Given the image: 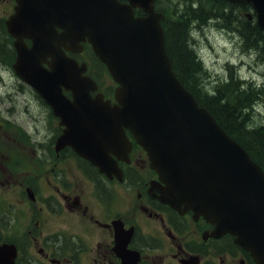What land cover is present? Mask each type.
I'll return each instance as SVG.
<instances>
[{
  "label": "water",
  "instance_id": "95a60500",
  "mask_svg": "<svg viewBox=\"0 0 264 264\" xmlns=\"http://www.w3.org/2000/svg\"><path fill=\"white\" fill-rule=\"evenodd\" d=\"M129 1L147 16L134 17L131 6L117 0H16L7 21L15 37V72L65 125L56 150L70 145L100 172L120 179L111 154L127 160L130 143L122 129L127 127L163 183L154 182V195L176 209L183 205L202 215L214 224V236L234 234L256 263L264 264L263 169L174 74L165 52L162 14L153 11V0ZM229 1L251 3L264 30V0ZM23 37L32 39L31 47ZM83 40L119 84L112 105L101 94L71 105L97 87L81 75L85 63L78 65L60 48L77 51ZM42 61L49 70L41 68ZM63 85L73 89L74 101L62 97ZM114 223L122 248L130 230L124 233ZM0 250V264H8L14 250Z\"/></svg>",
  "mask_w": 264,
  "mask_h": 264
},
{
  "label": "flooded vegetation",
  "instance_id": "af4514ba",
  "mask_svg": "<svg viewBox=\"0 0 264 264\" xmlns=\"http://www.w3.org/2000/svg\"><path fill=\"white\" fill-rule=\"evenodd\" d=\"M119 1L127 2V0ZM15 5V0H0V49L11 52L6 61L0 57V80L4 79L3 69H7L3 65L10 67L15 57L13 38L6 25V20L14 12ZM196 5L199 7L197 2ZM178 6L174 9V15L197 7L192 2L189 6L186 3ZM136 10L139 15H144L138 8L134 10L135 14ZM155 10L164 11L161 0H155ZM26 42L29 44V41ZM7 72L9 79H17L12 70ZM30 104L28 99L26 105ZM46 110L48 113L51 111L48 107ZM0 129H4V124L0 123ZM59 130L61 131L60 126ZM20 147H29L30 151L27 152L28 148L25 150ZM135 148L138 147L133 145L131 148L129 163L119 162L123 170V179L112 178L113 183L94 166L90 174L77 164L83 176L92 184V190L86 192L78 188V185L77 187L68 185L64 181L67 176L65 178L61 176L59 174L61 168L58 170L55 166L59 158H65L63 156L66 153L78 163L89 162L74 155L68 146L54 151V158H45V160L50 159L47 162H54L52 163L54 167H50L46 172L45 168L39 167L49 179L46 183L50 189L42 193L33 188L34 180L39 178L34 156L24 154L25 151L28 155H34V150L29 145H21L15 140L0 139V244L14 247L16 254L13 264H157L155 259H158V264H162V258L159 256L151 258L153 252L162 248L163 252L160 254L163 255V260H166L163 264H252L249 254L234 242L231 235L222 234L214 237L210 235L212 226L201 217H194L189 210H175L160 202L153 193L154 189H150L149 186L150 180L156 176L146 167L144 151L138 149L136 153ZM21 161L24 162L22 166ZM22 175L27 177L23 178ZM20 178L24 180L21 190ZM70 181L77 180L72 178ZM116 187L123 191L132 188L142 189V193L137 191L135 195L137 207L146 217L158 220L159 223L154 221L156 227L154 230L158 231L160 226L165 232L164 237L168 244L163 245V237L149 231L144 232L138 221H125L123 213L128 206L109 214L113 206L110 200L117 194ZM28 189L33 191L34 201L27 202ZM5 192L8 194L7 198ZM23 194L24 197L20 198L19 195ZM83 195L88 200L95 196L102 204L103 211L100 218L89 209L88 204L83 200ZM20 203L24 204L22 210ZM20 212L26 215L20 223L23 226L21 230L18 227L19 219L22 218ZM64 212L75 214V222L76 217L79 218L80 223H76V226L80 225L81 233L76 231V227L71 222L68 223L70 227L67 225L56 227L54 224L53 228L50 227L47 220H51L53 216L62 219L65 217L62 214ZM83 219L96 224L103 231L102 234L93 236L96 240L86 238L87 235L82 233ZM113 220L121 221L124 233L132 229L122 249L116 247L115 229L110 224ZM222 242L223 244H220Z\"/></svg>",
  "mask_w": 264,
  "mask_h": 264
},
{
  "label": "rangeland",
  "instance_id": "374dc122",
  "mask_svg": "<svg viewBox=\"0 0 264 264\" xmlns=\"http://www.w3.org/2000/svg\"><path fill=\"white\" fill-rule=\"evenodd\" d=\"M178 2H182V0H164L162 5L168 11H171L174 8V3L176 4ZM193 36L194 41H192V44L200 55L205 74L210 75L209 78L211 84H213L218 78L224 79V76L229 70L228 68H231L233 71H237L238 75L243 79H247L256 86H262L264 88V65L256 60L252 61V57L246 52V48L242 46L240 39L236 34H232L226 29L220 30L214 27H208L199 31L197 30ZM3 66L7 67V69H3L4 79L0 80V123L5 126L4 129H0V139L15 140L21 145H29L31 149L34 150V155H28L24 151L25 155L34 156L36 171H38V177H41V179L38 178L34 180L33 188L38 192L46 193L50 189L49 185L46 183L49 179L43 171L39 170V167L45 168V172L49 171L50 167H54L52 164L54 162H47L50 159L45 160V158L55 157L53 143L55 136L57 135V120L47 112L46 107L41 104L36 96H34L32 93L33 91L27 85L18 82L15 78L9 79V73L7 70L10 71V67L5 64ZM100 69L102 70V68ZM102 72V85L111 86V78L109 74L104 70H102ZM20 86L22 87L19 91ZM28 99L31 102L29 106L26 105ZM251 117L254 125L264 124V89L261 98L256 103ZM6 119L9 120L7 121L8 123L6 122ZM20 148L22 149L24 147ZM27 148L29 149L27 152H29V147L24 149L26 150ZM67 155L69 154L66 153L63 156L65 158L61 157L57 160L55 168H58V170L61 168L59 174L64 178L67 176V179H63L71 187H77L78 185V188H82L83 192L91 191L92 184L80 172L77 161L73 157ZM40 159L43 161L40 162ZM20 163L21 166L24 165V162L22 163L21 161ZM22 177L24 178L27 176L22 175ZM23 178H20V190L22 189ZM72 178H76V183L70 181ZM32 181L33 180H31V182ZM51 182L54 183V180L51 179ZM116 191L117 194L110 200L113 206H111L112 208L109 214L128 206L123 213L125 221H138L139 225L143 227L144 232L149 231L156 236L163 237V245L165 246L168 244L164 237V230H162L160 226H158V231L154 230L156 228L154 221L158 222V220L146 217L137 207L135 195L137 191L142 193V189L132 188L131 190L123 191L121 188L116 187ZM5 196L6 198L8 196L6 192ZM19 197L23 198V195H19ZM83 200L88 204L89 209L94 212L96 217L100 218V216H102V204L95 196L88 200L86 196L83 195ZM23 205L24 204L20 203V210L23 209ZM62 214L65 215L62 219H56V217L53 216L51 217V220H47L50 227L53 228V224L56 227L59 225L69 226L68 223L71 222L73 223V226L76 227V231L79 232L80 225H78V227L76 226V223H80L78 220L79 218L76 217L77 220L75 222V214L71 215L70 212H64ZM20 216H22V218L19 219L18 227L21 230L23 226L20 223L26 215L20 212ZM81 224L84 225L82 233L87 235L86 238L89 237L96 240L93 236L100 235L103 232L96 224L90 223L87 219H83ZM161 252H163V248L153 252L151 258L154 259L159 256L162 258L163 264L166 260H163L164 257L160 254ZM99 258L102 261L100 256ZM154 261L157 264L159 263L158 259H155Z\"/></svg>",
  "mask_w": 264,
  "mask_h": 264
},
{
  "label": "trees",
  "instance_id": "16d2710c",
  "mask_svg": "<svg viewBox=\"0 0 264 264\" xmlns=\"http://www.w3.org/2000/svg\"><path fill=\"white\" fill-rule=\"evenodd\" d=\"M184 2L188 6L191 2L197 6V2L199 7L186 9L184 13L175 15V19L170 18L165 24L166 49L172 61V68L184 86L194 94L198 103L205 106L218 123L264 168V124L254 125L251 117L254 104L261 98L262 87L241 78L231 68H228L224 79L218 78L211 84L210 75L205 74L192 44L194 32L191 24L208 19L213 26L217 21L224 22L226 28L239 37L246 52L254 55L256 61L263 65L264 32L253 20H247L244 16L243 13L249 9L247 3H230L225 0ZM175 8L176 5L169 13H173ZM9 55V50L0 49L2 59L6 61ZM93 60L98 66L101 65L96 58ZM84 163H80L81 167L92 174L93 166Z\"/></svg>",
  "mask_w": 264,
  "mask_h": 264
},
{
  "label": "bare ground",
  "instance_id": "6f19581e",
  "mask_svg": "<svg viewBox=\"0 0 264 264\" xmlns=\"http://www.w3.org/2000/svg\"><path fill=\"white\" fill-rule=\"evenodd\" d=\"M195 24H198L200 26H203V24L201 22H195ZM214 80V79H213Z\"/></svg>",
  "mask_w": 264,
  "mask_h": 264
}]
</instances>
